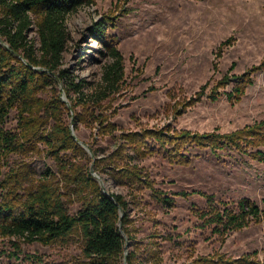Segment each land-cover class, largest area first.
I'll use <instances>...</instances> for the list:
<instances>
[{
    "label": "rangeland",
    "instance_id": "obj_1",
    "mask_svg": "<svg viewBox=\"0 0 264 264\" xmlns=\"http://www.w3.org/2000/svg\"><path fill=\"white\" fill-rule=\"evenodd\" d=\"M93 2L65 19L68 39L61 68L65 74L88 82L90 92L101 84L104 69L112 59L87 30L111 16L114 26L106 31L114 36L112 45L123 56L124 76L118 90L99 107L107 120L103 124L92 119L86 109L80 111L86 121L75 122L73 110L63 115L62 123L72 129L79 146L72 153H61L63 160L86 167L103 192L121 195L127 201L129 227L139 256L143 247H153L162 264H191L197 258L218 255L230 260L248 256L253 263L264 264L261 224L251 223L221 237L212 233L211 226H202L198 217L206 209L200 193L213 195L216 202L232 208L239 200L250 199L264 210V163L251 157L254 148L247 147L245 152L231 148L214 154L208 148L190 146L181 152L184 163L165 157L152 140H146L151 150L146 155L125 148L122 142L124 134L144 130L227 134L260 121L264 117V73L253 76L238 102L229 101L225 95L234 80L218 89L217 100L211 101L208 95L229 71L239 75L264 59V0ZM29 38L37 47L34 29ZM203 86L200 101L189 105ZM54 89L45 88L37 97L50 100L56 91L61 93L63 82L58 80ZM68 97L75 98L73 91ZM60 99L71 109L64 93ZM108 123L115 127L112 134H108ZM17 126V109L13 108L4 128L15 132ZM52 127L49 121L42 124L41 131L49 132ZM48 151V146L36 138L25 144L22 152L0 160V181L19 173L26 181L23 187H28L48 169L54 174L51 181L67 194L69 213L76 215L84 197L68 185ZM131 166L142 171L151 187L144 181L119 180L113 172ZM156 191L171 197L172 204L159 203ZM17 245L15 249L0 234V264H31L26 255L39 256L44 263L88 264L76 233L51 245L23 241Z\"/></svg>",
    "mask_w": 264,
    "mask_h": 264
},
{
    "label": "trees",
    "instance_id": "obj_2",
    "mask_svg": "<svg viewBox=\"0 0 264 264\" xmlns=\"http://www.w3.org/2000/svg\"><path fill=\"white\" fill-rule=\"evenodd\" d=\"M93 0H0V160L25 149V144L35 138L44 142L48 153L54 160L59 172L68 185L83 196L82 205L76 215H71L67 208V194L51 180L54 174L46 170L37 183L23 187L25 179L19 173H11L0 181V234L8 238L17 249L18 241L38 242L51 245L67 240L78 234L82 242V255L88 264H123L126 242L129 243L126 264H162V258L153 247H143L139 256L134 234L130 230L128 203L118 194H106L99 187L89 170L79 167L70 161L63 160L61 153H72L78 150L77 140L72 136V129L63 124V115L73 110L75 122L86 121L80 111L86 109L92 119L103 124L99 107L111 94L118 90L124 76V59L114 42V36L107 33V27H113V17L93 23L88 34L103 45L112 59L103 72L101 84L88 90L89 83L65 74L62 67V54L67 43L68 32L65 19ZM34 29L38 46L29 38ZM256 73H264V59L251 66L239 75L230 71L216 83L208 95L211 101L217 100L219 88L227 86L234 80L232 89L225 93L229 101L238 102L245 94ZM55 75H58V79ZM58 80L63 82L61 93L67 96L71 109L60 99V91L50 100L37 97L45 88L55 90ZM205 86L201 87L196 97L189 103L200 101ZM73 91L75 98L68 97ZM17 109L18 126L15 132L4 128L9 112ZM79 108V111H78ZM185 108V107H184ZM182 110V111H181ZM183 108L176 111L177 115ZM53 122L49 132L41 131L42 124ZM102 122V123H101ZM108 134L115 130L108 123ZM170 129L144 130L123 135L125 148L138 154H150L146 140H152L165 153V157L175 162H185L181 153L188 147L208 148L214 154L225 149L245 152L247 147L255 149L251 157L264 163V117L240 130L219 134L193 133L187 130L177 132ZM119 180L143 182L137 167L114 169ZM205 198L206 209L198 213L205 224L211 226L212 233L225 237L227 233L248 227L251 223L261 224L264 229V210L250 199H241L232 207L227 203L216 202L213 195L200 193ZM177 195L186 196V193ZM161 204H172V198L160 191L155 193ZM150 238V237H149ZM147 243L146 246H149ZM19 251V250H18ZM16 258L19 255L13 253ZM31 264H66L44 263L39 256L26 255ZM191 264H255L248 256L239 259L217 257H200Z\"/></svg>",
    "mask_w": 264,
    "mask_h": 264
},
{
    "label": "water",
    "instance_id": "obj_3",
    "mask_svg": "<svg viewBox=\"0 0 264 264\" xmlns=\"http://www.w3.org/2000/svg\"><path fill=\"white\" fill-rule=\"evenodd\" d=\"M105 193V192H104ZM107 194V193H106ZM129 243L126 242L125 245V253H124V258H123V263L126 264V255H127V249H128Z\"/></svg>",
    "mask_w": 264,
    "mask_h": 264
}]
</instances>
